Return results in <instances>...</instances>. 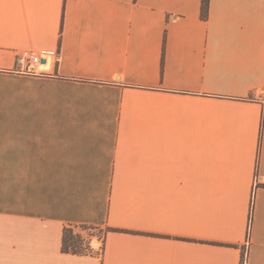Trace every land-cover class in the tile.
Returning a JSON list of instances; mask_svg holds the SVG:
<instances>
[{
	"label": "crops",
	"instance_id": "1",
	"mask_svg": "<svg viewBox=\"0 0 264 264\" xmlns=\"http://www.w3.org/2000/svg\"><path fill=\"white\" fill-rule=\"evenodd\" d=\"M202 3L0 0V264H264V0Z\"/></svg>",
	"mask_w": 264,
	"mask_h": 264
},
{
	"label": "trees",
	"instance_id": "2",
	"mask_svg": "<svg viewBox=\"0 0 264 264\" xmlns=\"http://www.w3.org/2000/svg\"><path fill=\"white\" fill-rule=\"evenodd\" d=\"M209 4L210 0H203L202 3V18L204 20L208 19L209 16ZM252 217H253V209L251 210L250 213V227L252 224ZM79 228L82 231H85L86 229H95V230H104L98 227H93V226H87V225H81V226H68L64 228L63 231V251L65 253H71V254H76V255H86V254H93L94 249L87 245L86 238L83 237L81 233L75 232V229ZM103 234L101 237V240L103 239ZM103 246H101L102 249ZM247 263V255L246 252H244L243 258H242V264Z\"/></svg>",
	"mask_w": 264,
	"mask_h": 264
},
{
	"label": "built area",
	"instance_id": "3",
	"mask_svg": "<svg viewBox=\"0 0 264 264\" xmlns=\"http://www.w3.org/2000/svg\"><path fill=\"white\" fill-rule=\"evenodd\" d=\"M58 60L59 52H35V51H23L18 56V65L24 67L29 72H36L38 67L42 65L43 61Z\"/></svg>",
	"mask_w": 264,
	"mask_h": 264
},
{
	"label": "rangeland",
	"instance_id": "4",
	"mask_svg": "<svg viewBox=\"0 0 264 264\" xmlns=\"http://www.w3.org/2000/svg\"><path fill=\"white\" fill-rule=\"evenodd\" d=\"M75 232L81 233L83 237L86 238V242L88 246L91 247V243H92V247L95 249L102 246L100 242L103 231L95 230V229H86L85 231H82L81 229L76 228Z\"/></svg>",
	"mask_w": 264,
	"mask_h": 264
}]
</instances>
